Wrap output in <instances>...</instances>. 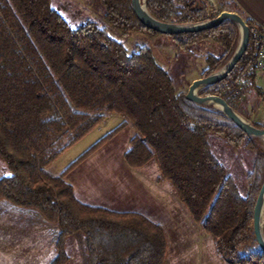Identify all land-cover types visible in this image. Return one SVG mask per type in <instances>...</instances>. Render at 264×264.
Masks as SVG:
<instances>
[{
  "label": "trees",
  "instance_id": "obj_1",
  "mask_svg": "<svg viewBox=\"0 0 264 264\" xmlns=\"http://www.w3.org/2000/svg\"><path fill=\"white\" fill-rule=\"evenodd\" d=\"M99 1L107 23L123 36L160 33L140 22L131 0ZM207 1L145 0V4L161 21L193 23L207 19ZM216 3L211 18L223 10L234 11L248 29L255 25L232 2ZM169 36L182 51L207 39L218 46L217 55L205 58L200 73L205 77L229 60L239 32L233 21L225 19L209 29ZM254 56L249 39L233 69L198 94L218 95L245 114L232 86L244 76V91L250 88L263 95L255 83ZM185 94L176 92L168 71L146 47L128 51L91 21L72 27L50 0H0V160L7 171L0 177V200L35 209L57 226L55 253L47 264L66 263L70 237L83 264H166L167 240L158 223L136 211L82 202L64 179L126 125L136 132L123 152L124 162L139 168L156 161L158 179L168 182L227 264H264V252L252 232L253 207L264 182V147L216 108L197 105ZM113 113L124 118L117 127L59 174L46 170ZM252 124L264 128V117ZM210 135L247 154L245 193L211 150Z\"/></svg>",
  "mask_w": 264,
  "mask_h": 264
},
{
  "label": "rangeland",
  "instance_id": "obj_2",
  "mask_svg": "<svg viewBox=\"0 0 264 264\" xmlns=\"http://www.w3.org/2000/svg\"><path fill=\"white\" fill-rule=\"evenodd\" d=\"M50 5L72 27L91 21L106 29L111 37L121 41L128 51L146 47L158 64L168 71L177 93L187 91L190 83L201 77L206 56L220 52L210 39L192 46L189 51H182L167 34L130 33L123 36L107 23L104 7L99 0H50ZM258 85L264 95V76L259 77ZM263 95L259 96L249 88L241 97L240 108L250 117L248 119L245 114H239L250 123L260 122L264 117ZM123 119L119 114H108L98 126L63 151L46 170L53 175L59 174L101 136L117 127ZM135 132L131 125L122 127L101 148L70 170L64 176L65 181L72 185L77 197L88 204L117 211H136L158 223L167 240L166 264H227L225 258L216 250L212 238L191 219L187 208L178 200L168 182L158 179L160 170L156 161H150L139 168H131L124 162L122 153ZM208 142L213 153L226 167L227 174L232 176L240 191L245 193L247 154L226 144L219 136L210 135ZM260 142L264 147V141ZM6 173L0 160V177ZM41 219L44 220L35 209L19 208L0 200V264H27L21 257L22 253L29 252L28 246L26 251L21 247L27 241L46 238L43 233L24 232L35 223V228L43 227L42 222L45 220ZM56 238L55 231L51 237L53 246L45 244L46 248L43 249V263L53 257ZM65 250V264H83L72 237L66 240Z\"/></svg>",
  "mask_w": 264,
  "mask_h": 264
},
{
  "label": "water",
  "instance_id": "obj_3",
  "mask_svg": "<svg viewBox=\"0 0 264 264\" xmlns=\"http://www.w3.org/2000/svg\"><path fill=\"white\" fill-rule=\"evenodd\" d=\"M132 9L137 18L148 28L163 34H178L184 32H197L209 29L219 25L223 20L229 19L233 21L239 32L237 46L229 58V60L217 71L205 77L194 79L186 91L185 97L197 105H211L218 109L224 116L231 119L243 132L253 138L259 140L264 139V128H257L247 119L236 112L222 97L218 95L201 96L198 90L203 86L213 84L223 79L238 63L239 59L245 52L249 42V29L244 19L234 11H221L217 16L193 23H175L161 21L155 18L147 9L145 0H131ZM264 141V140H263ZM264 208V182L262 183L258 195L256 197L253 214H252V232L258 248L264 252V219L261 220L262 209Z\"/></svg>",
  "mask_w": 264,
  "mask_h": 264
},
{
  "label": "crops",
  "instance_id": "obj_4",
  "mask_svg": "<svg viewBox=\"0 0 264 264\" xmlns=\"http://www.w3.org/2000/svg\"><path fill=\"white\" fill-rule=\"evenodd\" d=\"M228 1L232 2L235 6H237L243 12L244 16L249 18L254 24H257V25L264 28V0H228ZM262 76H264V70L262 72L257 73V75L255 77L256 85H258L259 77L262 78ZM75 196L77 199H79L76 194H75ZM80 201H82V200H80ZM82 202H84V201H82ZM42 221H44V220H42ZM42 223H43V227H36L35 228V226H36V223H35L34 225H32L30 227L31 229H29L27 232H24V233L32 232V234L43 233V236L46 238L44 240V238L39 237L34 241H30V242L27 241L26 244H25V242L23 243L25 245H23L21 247L22 250L26 251L28 248L29 252L24 253V254L22 253L21 258H23L24 262H26L27 264H34L37 262H40V264H47L51 260L50 259L46 263H43V261H41L44 254H45V252H44V250H45L44 248H46L45 244H49V246H53V244H51V237L55 231L57 232V226L53 225V224H49L46 221H44ZM47 236H50V237H47ZM21 245L22 244H19V246H21ZM26 246H28V247L26 248ZM36 249H37V251H36ZM23 264H25V263H23Z\"/></svg>",
  "mask_w": 264,
  "mask_h": 264
},
{
  "label": "built area",
  "instance_id": "obj_5",
  "mask_svg": "<svg viewBox=\"0 0 264 264\" xmlns=\"http://www.w3.org/2000/svg\"><path fill=\"white\" fill-rule=\"evenodd\" d=\"M208 7L206 9L205 16L210 19L211 16L217 10L216 0H208ZM206 19V20H207ZM249 39L255 51L253 60V67L256 72H262L264 70V28L255 24L249 29ZM247 69L245 70V73ZM247 84V79L244 76H240L235 80L232 86V93L235 96L242 97L244 95V86Z\"/></svg>",
  "mask_w": 264,
  "mask_h": 264
},
{
  "label": "bare ground",
  "instance_id": "obj_6",
  "mask_svg": "<svg viewBox=\"0 0 264 264\" xmlns=\"http://www.w3.org/2000/svg\"><path fill=\"white\" fill-rule=\"evenodd\" d=\"M263 219H264V208L262 209V214H261V220H263Z\"/></svg>",
  "mask_w": 264,
  "mask_h": 264
}]
</instances>
